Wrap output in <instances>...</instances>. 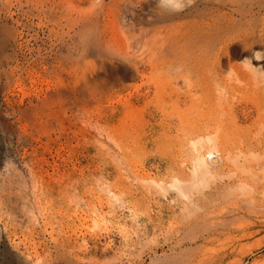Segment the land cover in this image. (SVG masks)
I'll return each mask as SVG.
<instances>
[{"label":"rangeland","instance_id":"374dc122","mask_svg":"<svg viewBox=\"0 0 264 264\" xmlns=\"http://www.w3.org/2000/svg\"><path fill=\"white\" fill-rule=\"evenodd\" d=\"M44 1L46 0H0V15H2L0 16L2 18L0 19V36L2 39V50H0V178L2 179L7 175L3 168V157L16 162L18 159H15V153L19 154L18 156H20L21 160L19 159L18 161L25 167V171L23 170L25 174L19 171V179L14 177V185L16 186L18 181H24L27 184L36 182L39 191L38 197L40 196L39 201L41 206L45 207L42 208L44 213L42 216L44 218H38L39 224L37 222L30 223L24 219L25 216L18 206L19 202L13 199L10 212L13 213L15 218L13 223L12 220L9 221L8 218H5L7 232L2 235L1 241L9 234L10 240L14 243L18 242L19 246L17 247H20L19 250L29 255L31 261L37 260L40 256L42 261L44 259L43 263L45 264L47 262H50V264H264V199L261 197L262 193H258L262 191L261 188L263 186L258 187L256 194L252 192L248 194V190L239 189L237 183L239 178L245 179L247 184L249 182V184L255 186H260L264 181L261 180L262 182L258 183L257 180L252 179L250 173L244 172L245 169H248L247 166H251L252 162H255L251 157L252 161L250 159V162L244 161L247 166H241L242 161L239 159L240 157L237 158L236 151L239 142L231 143L229 136L234 133L230 124H227L233 119V115L226 114V125L223 124L225 116H223L221 124H218L219 128L217 130L219 133H216V136H220V138H217L221 143L227 139L226 141L230 148L227 149L231 154L229 153L230 157L227 162L225 161V164H221V172L218 171L219 167L215 169L216 175H213V179L210 181L212 185H227L226 188H222V192L213 195L212 207L210 204L205 203L200 195L191 196L196 198H194L196 201L195 206L185 202L181 197L178 198L175 196V192L166 188L165 185L172 183L174 177H179L185 181L189 180L191 175L190 156L198 150L199 146L195 147L191 144L189 145V142L184 144L177 141L176 136H180L183 132L180 131L178 133L179 130L175 129L174 131L175 126H168L164 123V121L169 120L167 117L171 114H176V109L173 106H169L168 112L164 109V115L160 112V107L162 105L166 106L170 102L165 101L162 103L159 96L152 93L151 81L156 76L147 72L149 69L146 65L144 66L145 70L142 71L146 77H137L133 81L126 82L124 81L125 79L119 80L123 85L118 81H111L112 83H110L111 76L108 75V72L114 69V63H108V61L105 63L103 60L100 63L98 57H95L97 56L95 51H89L90 49L92 50V47L89 46V40L96 43L98 40L95 37L97 36L84 33L80 35H85L82 40L75 33V29L72 30L73 33L68 28L71 25L64 22L65 20L63 19L64 24L61 21L62 26L59 25V28L55 27L54 31L50 32V24L45 20V16H49V14L45 13L44 15L41 13L42 2L44 3ZM65 1H68L65 3L68 6L67 9L69 11L72 10V12H69L70 18L72 15L73 18L80 16V11L84 10V8H91L88 0H85V2L84 0ZM103 1L108 2L109 0ZM247 1H252V12H255L257 10L255 6L256 0ZM26 11L27 13H25ZM57 11L60 12V9H57ZM255 18L256 21H254ZM247 19L256 27L262 25L261 28L263 29L258 33L261 35L263 31L261 37L264 38V0L260 1L259 13L252 14ZM100 23L102 22L100 21ZM258 23H261V25ZM123 26L122 31L119 33V41L110 45H102L99 49L109 48L108 50L113 53L124 55L127 51L125 48L130 50V47L133 48V44L136 46V43H134L135 38L131 37L128 40L129 35L125 26ZM150 32L152 33V31H149L147 35L151 34ZM122 33L123 35L125 34L124 38ZM133 34L136 36L139 34L137 27H134ZM126 41H128L129 46ZM59 42L60 44H58ZM56 45L57 47H55ZM138 46L139 44L136 47L138 48ZM136 49L131 51H136ZM58 54H60V57ZM67 55L68 57H66ZM72 56L73 58L71 59ZM74 61H76L75 65L73 64L75 63ZM100 66L103 68L99 69V73L98 68ZM87 68L88 71L86 70ZM91 70H95L93 71L95 74ZM76 79L79 80L77 81ZM59 81L60 84H57ZM138 81H140L139 84ZM124 82L126 84L130 83L128 84L132 86L130 90ZM141 82L147 83L141 84ZM85 84L91 88L90 95L84 91ZM133 85H140L142 90L148 85L150 93L144 99L147 100L146 103H144V100L140 101L136 98L138 91L134 90L135 86ZM139 92L141 93V91ZM143 96L145 95L142 94ZM127 97L133 103L132 106L127 105L125 101ZM243 99V101L247 100L246 98ZM253 108L254 106L250 107L249 119L246 118L245 121L240 119V114H237L239 116V126L241 125L240 127L247 131L243 130L242 132L247 137L241 135L249 140L253 137H264V109L263 111H258L259 114H257L256 109L254 111ZM37 109L39 111L38 114ZM17 110H21V113L24 111L27 114L20 116L19 122L15 119V117L19 116ZM207 114L210 118L216 117V120L219 119L218 113L216 116L212 112ZM173 115L170 117H174L172 119L177 123L176 115ZM89 117L93 121H89ZM252 119L256 120L252 121ZM25 120L29 121L26 122ZM77 121L80 122L77 123ZM84 122L88 125L86 126ZM147 122L149 124H146ZM211 122L214 123L215 121L212 119ZM178 128L180 129L179 126ZM74 129L77 131L75 132ZM95 129L96 131H94ZM45 130L47 131L45 132ZM78 131L80 132L77 133ZM205 132L210 134L214 130L212 128L211 132ZM105 133H108L109 136H107L108 134L104 135ZM232 139L234 140L235 137H232ZM36 142H38L37 144L41 143L37 145ZM220 142L217 146L220 145ZM248 143L250 142L248 141ZM199 145L204 148L206 146V148H210L207 143ZM231 147H234L235 150ZM204 148L202 149L204 150ZM22 149L24 152H22ZM103 149L108 150V152ZM246 155L250 156L249 154ZM14 164L16 166L17 162ZM45 169L46 171H44ZM69 173L73 174L71 178ZM261 173L262 179L264 178V171ZM48 175L51 177H48ZM61 176L62 178H60ZM86 180L88 181L87 184L85 183ZM49 181L50 183H48ZM93 181L96 182V186ZM14 185L12 184L11 187H15ZM106 188L108 189L105 190ZM96 189L97 191H94ZM53 190L58 192L56 191V193ZM199 191L204 193L208 190L207 187L203 186L202 188L201 186ZM223 191L228 192L230 195ZM58 193L59 196H57ZM223 193L226 194L222 195ZM113 195L119 197V201H116ZM248 195L253 197L250 203H247ZM76 198L77 200H75ZM66 199L67 201H65ZM78 199L80 200L78 201ZM64 201L65 203L63 204ZM88 204L95 210L101 209L100 213L102 214L101 216L100 214L98 215L101 218L92 215L91 219L93 220L85 219L87 218L85 214L90 212L86 208ZM51 216L54 220H51ZM43 225L46 226V231H43L44 234L41 233ZM87 226L89 227L88 229ZM47 227L50 231H48ZM49 232L51 236L54 235V237L62 239V243L60 242L61 246L70 247V250H68L70 252L69 255L65 254L68 257H64L65 259L61 258L58 253L56 254L52 251L54 249L49 238ZM241 235L242 238L240 237ZM36 239L38 240L36 241ZM43 239L46 240L44 241ZM19 241L22 243L20 244ZM39 241L47 243L50 247ZM7 259L6 253L1 250L0 264H5L8 261Z\"/></svg>","mask_w":264,"mask_h":264},{"label":"bare ground","instance_id":"6f19581e","mask_svg":"<svg viewBox=\"0 0 264 264\" xmlns=\"http://www.w3.org/2000/svg\"><path fill=\"white\" fill-rule=\"evenodd\" d=\"M46 1H44V3L42 2L41 13H43L44 15H45V13L49 14V16H45L46 17L45 20L47 23L49 22V24H50V28L48 27L50 32L54 31L55 27L59 28V25L62 24L61 21L63 22V20H65L64 22L69 23L71 26H73V27L69 26L68 28L71 31L75 29L74 30V31H76L75 33L78 34L79 36L84 34V33H86V34L88 33V35L95 34L97 36V37H95V39L98 40V41H96V43H95V41L89 40V46L92 47V50L90 49L89 51L90 52L95 51V53L97 54V56H95V57H98L100 63L102 60L105 63L107 61H108V63L109 62L114 63V65H115L114 69L110 70L108 72V75L111 76L110 77V83H112L111 81H118L121 85H123L122 82H120L119 80L125 79L124 81L126 82V81H133L137 77L138 78L139 77L144 78L146 76L142 73V71L145 70L144 66H146V65L149 69V71H147V72L149 74H152L153 76H156V78L153 81H151L152 82V88H153L152 93L157 94L162 103L165 101L170 102L166 106L162 105L160 107V112H162V114L164 115V109H166V111L168 112V107L173 106L176 109L175 119L178 120L177 123L174 122L173 121L174 117H170L173 115V114H171L169 117H167V118H169V120L164 121V123L167 124L168 126H175L174 131H175V129L179 130L178 133H180V131L183 132L180 136H176L177 141H180L184 144L189 142V145L191 144L195 147L199 146L198 150L196 152H194L193 155L190 156L191 157V160H190L191 175L189 177V180L185 181L183 179H180L179 177H174L172 183L167 184L168 186L165 185L166 188H169V190H172L175 192V194H176L175 196H177L178 198L181 197L184 199L185 202L190 203L191 205L193 204V206H195V204H196L195 199L196 198L194 196L192 198L191 196L192 195H200L203 198V201L205 203L210 204V206H211V205H213L212 201L214 200V198H212V197H214L213 195L218 193V192H222L221 191L222 188H226L227 185L224 186V184L223 185H216V184L212 185V183H210V181H212V179H213L212 178L213 175H216L215 169L217 167H219L218 171H220V167L222 168L221 164H225V161L227 162V159L230 157V155H229L230 152L227 149V148H229V144H227V141H226L227 139L226 140L224 139L225 141H223L221 143L219 141V139L217 138V137L220 138V136H216L217 135L216 133H219L217 128H219V125L221 124L220 122H222L221 120H223V116H225L224 117L225 120H224L223 124L226 125V122H227L226 114L233 115V119L230 122H227L228 125L230 124L231 128L233 129V133H234L232 136H229V137H230L231 143L239 142V144L236 143L238 145L236 152H237V158L240 157L239 159L242 161L241 166L242 165L247 166V164H245L244 161L245 160L249 161L250 157L252 158L253 161H255V162H252L253 164L251 166H247L248 169L244 170L242 168V170H244V172L247 174L250 173L252 176V179L257 180L258 183L264 181V178L261 179V176H260V174H262L261 172L264 171V137H256V138L253 137L254 139L251 138L250 140L248 138H244L247 136H245V134H242L244 129H243V127H240L241 125L239 126V124H240L239 119H238L239 116L237 115V114H240L241 115L240 119L245 121L246 118H248V116L250 114V107L254 106L253 109H254V111L256 109L257 114H259L258 111H263V109H264V44H263L264 38L261 37L263 34L262 33L263 31L261 32V35L259 34L260 33L259 31L263 28H261L262 27L261 23H258L261 26L256 27L251 22H249L247 19L248 16H251L252 14H258L259 13L260 1H262V0H260V1L256 0L255 1V6L257 7V10L256 11L254 10L255 12H252V1H247V0H109L108 2H105L103 0H88L90 2L91 8H86V9L84 8V10L80 11V16H77L76 18H73V15L71 18L69 17V12H72V10L70 9L71 11H69V9H67L68 6H66L67 4L65 5V3H67L68 1L67 2L65 0H46ZM79 1H83V0H79ZM84 2H85V0H84ZM40 4H41V2H40ZM70 5H72V4H70ZM18 6H19V4H18ZM44 6H46L45 9H44ZM256 7H255V9H256ZM57 9H60V12L57 11ZM37 11H38V8H37ZM17 13H18V11H17ZM25 13H27V11ZM76 13H78V12H76ZM30 14H29V16H30ZM119 14H120V16H119ZM0 16H2V15H0ZM22 16H23V14H22ZM261 18H262V16H261ZM0 19H2V18H0ZM251 19L253 20V18H251ZM35 20H37V19H35ZM31 21H32V19H31ZM100 21L102 23H100ZM254 21H256V18L254 19ZM258 21H259V19H258ZM64 22H63V24H64ZM253 23H256V22H253ZM27 25H28V23H27ZM123 25L125 26L127 34L129 35L128 40H130L131 37L135 38L134 43H136V46L139 44L138 48L135 46V44H133L135 47L132 45L133 48L130 47L131 48L130 50H129V48H125V49H127V51L124 55L118 54L116 52L113 53L112 51L108 50L109 48L108 49H99L102 45L103 46L106 44L110 45V44H113L114 42L119 41V39H120L119 33L122 31L121 29H122ZM44 26H45V23H44ZM134 27H137V29L139 30V34L137 36L134 34L132 35V31L134 30ZM39 28H40V26H39ZM97 29H99V30H97ZM149 31H152V33L150 32L151 34L147 35V33ZM60 36H61V34H60ZM84 36H80L81 39ZM122 36L124 38L125 34L123 35V33H122ZM62 41H61V43H62ZM55 42H57V41H55ZM126 43H127V45L129 44L128 41H126ZM58 44H60V42ZM68 45H69V43H68ZM51 46H52V44H51ZM122 46H124V45H122ZM142 46H143V48H142ZM55 47H57V45ZM70 47H71V45H70ZM70 47L68 46L69 49H70ZM111 48H112V46H111ZM132 49H136V51H131ZM0 50H2L1 36H0ZM53 51H54V49H53ZM73 54H74V51H73ZM58 55L60 57V54H58ZM140 56H142V57H140ZM66 57H68V55ZM72 58H73V56L71 57V59ZM74 62L75 63H73V64L75 65L76 61H74ZM78 62L80 63V61H78ZM67 63H68V61H67ZM100 68L102 69L103 67L100 66L98 68L99 73L101 70ZM93 69H95V68H93ZM86 70L88 71V68ZM87 71H85V72H87ZM93 71H95V70H93ZM93 74H95V73L93 72ZM86 76H87V73H86ZM98 76L100 77V75H98ZM80 77H83V76H80ZM92 78H95V77H92ZM139 82L140 81H138V84H139ZM42 83L44 84V82H42ZM142 83H147V82H141V84ZM57 84H60V81ZM128 84H130V83L128 82ZM128 84H126V85H127L128 89L130 90V88L132 86L131 85L129 86ZM50 85H52V84H50ZM125 86H123V87H125ZM133 86H135L134 90L138 91L136 98H138L140 101L144 100L145 97L148 96V93H150L148 85L143 90L140 88L141 87L140 85H133ZM48 88H50V87L48 86ZM90 89H91L90 86L89 85L87 86L85 84L84 91H86V94H89V95L91 94ZM139 91H141V93ZM142 94H144L145 96L142 97ZM150 98H151V96H150ZM243 98H246L247 100L243 101L244 100ZM125 101H126L128 106L133 105V103L130 102L129 97L125 98ZM26 102H28V101H26ZM53 102H54V100H53ZM146 102H147V100H144V103H146ZM80 103H82V102H80ZM32 105L34 106V104H32ZM93 105H94V103H93ZM82 106H83V104H82ZM18 107H17V109H19ZM37 108H39V107H37ZM81 109H82V107H81ZM140 109H141V107H140ZM99 110H100V108H99ZM28 111H29V109H28ZM31 111H32V109H31ZM36 111L38 114V112H39L38 109ZM84 111H87V110H84ZM210 112H212L213 115H215V116L218 113L219 119L216 120V117L210 118L209 116H207L208 115L207 113H210ZM17 113L19 114V116H17V118L15 117V119L18 120V122L20 120V116L27 115L26 112H24V111H22V113H21V110H19V111L17 110ZM77 113H78V111H77ZM152 114H150V115H152ZM34 115H35V113H34ZM175 115H173V116H175ZM38 117H39V115H38ZM127 118H128V116H127ZM127 118H125V119H127ZM86 119H88V118H86ZM108 119H110V118L108 117ZM212 119L215 121L214 123L211 122ZM90 120H92V119H90V117H89V121ZM255 120L252 119V121H255ZM1 121H2V119H1ZM25 121L28 122L29 120L28 121L25 120ZM79 122L77 121V123H79ZM84 123L86 124V122H84ZM252 123H254V122H252ZM146 124H149V123L147 122ZM243 124L246 125L245 123H243ZM55 125H57V124H55ZM87 125L88 124H86V126ZM178 126L180 127V129L178 128ZM212 128H213L214 132L216 130L217 131L215 133L214 132L212 133L211 132ZM104 129H105V126H104ZM219 130L221 131V129H219ZM46 131L47 130H45V132ZM76 131L77 130H75V132ZM94 131H96V129ZM205 131H208L211 133L209 134ZM244 131L247 132L246 130H244ZM79 132L80 131H78L77 133H79ZM107 134L108 133H105L104 135H107ZM241 134L244 137H242ZM247 134H250V133H247ZM256 134H257V132H256ZM107 136H109V134ZM232 137H235V139L233 140ZM227 138H228V136H227ZM228 140H229V138H228ZM248 141L250 143H248ZM84 142H85V140H84ZM219 142H220V145L217 146V144H219ZM37 143L38 142H36V144ZM202 143L203 144L207 143V145L209 144L210 148L209 147L206 148L207 146L204 148L202 145H199ZM39 144H37V145H39ZM89 145H91V144H89ZM222 145H223V148H222ZM31 146H32V144H31ZM95 147L97 148V146H95ZM202 148H204V150ZM231 148L234 149V147H231ZM9 149H11V148H9ZM29 149H31V148H29ZM193 149H194V147H193ZM244 149L246 150L245 152H244ZM103 150H105V149H103ZM190 150H192V149H190ZM226 151H228V153H226ZM22 152H24V150ZM106 152H108V150ZM246 154H249L250 156H247ZM18 155L19 154L15 153V159L16 160L20 159L19 158L20 156H18ZM3 158H4L3 168L7 172V173H5L7 175L4 176L2 179L0 178V251L2 250L7 255L8 261H6L5 264H45V263H43L44 259L42 261L40 259V256L38 257V259H40V260L34 259V261H31L29 255H26L23 253L24 251L21 252L19 250L20 247H17V246H19V243L18 242L14 243V242H12V240H10L9 234L5 236L3 241H1L2 235L5 234V232H7V230H6L7 222H5V220L8 218V220L9 221L12 220V223H13V220L15 218V216H13V213L10 212L12 209L11 202L13 199H16V201L19 202L18 206L25 216L24 219H26L27 222H30V223L31 222H37L38 223V218H44L42 216L44 214L42 208H45V207L41 206V202L39 201L40 196L38 197L39 191L37 189L38 185L36 182H32V183L27 184L24 181H18L16 186L14 185V177H17L19 179V176H20L19 171H21L22 173H24V171H25L24 170L25 167L23 165H21V163H19L20 161L17 160L16 161L17 165L15 166L14 163H16V162H12L11 159H9V158H5V157H3ZM88 158H90V157H88ZM237 158H235V159H237ZM235 162H233V163H235ZM46 168H48V167H46ZM254 170H255V172H254ZM44 171H46V169ZM63 171H65V170H63ZM230 171H231V169H230ZM223 172H225V171H223ZM64 173H66V172H64ZM88 173L90 174V172H88ZM69 174H71V175H69ZM69 174L68 175L71 178V176L73 174L72 173H69ZM65 175L66 174H64V176ZM27 176H29V175H27ZM49 176L50 175H48V177ZM66 177H67V175H66ZM87 177H88V175H87ZM60 178H62V176ZM51 179H53V178H51ZM54 179H56V178L54 177ZM228 179H230V178H228ZM67 180H69V179H67ZM79 180H80V178H79ZM103 180H105V179H103ZM245 181H246L245 179L239 178V181H237V183L239 185V187H238L239 189L242 188V190L243 189L248 190L247 192L249 194V192L255 193L256 190L258 189V187L263 186L261 188L262 191H259L258 193H262L261 197L264 199V184H263L264 182H262L260 186H258V185L255 186V185L249 184V182L247 184ZM87 182L88 181L86 180L85 183L87 184ZM233 182H235V181H233ZM48 183H50V181ZM52 183H54V181H52ZM63 183H64V181H63ZM95 183L96 182H94V185H95ZM12 184L15 187H11ZM154 184H157V183H154ZM157 185H159V184H157ZM201 186H202V188H203V186L205 188L207 187L208 191L204 192V193H203V191H199V187L201 188ZM108 188H106L105 190H107ZM94 189H95V187H94ZM97 189L94 191H97ZM86 190H87V188H86ZM227 190L230 191L229 189H227ZM53 191H55V190H53ZM74 191H73V194H74ZM42 192L44 193V191H42ZM71 192H72V190H71ZM223 192H226V191H223ZM59 193L57 196H59ZM226 193H227V195H230V194H228V192H226ZM226 193H223L222 195H225ZM51 194H52V192H51ZM250 195H248L249 198H248L247 203H250L253 200V197H251ZM43 196H44V194H43ZM113 196H114V199L116 201H119V197H117L115 195H113ZM243 196H245V195H243ZM60 197H62V196H60ZM104 197H105V195H104ZM216 197H218V196H216ZM71 198H72V196H71ZM80 199H78V201ZM228 199H229V197H228ZM75 200H77V198ZM88 200H90V199H88ZM65 201H67V199ZM65 201L63 202V204L65 203ZM71 203L73 204V202H71ZM77 203H79V202H77ZM82 203L83 202L81 200V204ZM187 203H185V204H187ZM68 204H69V201H68ZM100 204H98V205H100ZM86 208L88 209L87 211H90V212L88 214L87 213L85 214V216H87V218H85V219L90 220L92 218V215H94L95 217L97 216L98 218H101L98 216L99 214H100V216L102 214V213H100L101 209L99 210V208H98L95 210L89 204H88V206H86ZM94 208H97V207H94ZM57 209H59V208H57ZM208 211H207V213H208ZM46 218H47V216H46ZM52 219L54 220V218H52V216H51V220ZM26 220H24V221H26ZM91 220H93V219H91ZM95 222H93V223H95ZM89 225H90V223H89ZM103 225H104V223H103ZM45 227L46 226L43 225L42 230H41L42 234H44V232L46 231ZM101 227L103 228V226H101ZM40 228H41V226H40ZM88 228L89 227L87 226V229ZM39 231H40V229H39ZM48 231H50V229ZM52 231L54 232V230H52ZM31 232H34V231H31ZM53 232H51V233H53ZM54 233H56V232H54ZM49 235H50V232H49ZM12 236H14V235H12ZM240 237L242 238V235ZM49 238H50L51 243L53 244V245L51 244L53 249H54L52 251H54V253H56V254L58 253L59 257H61V258L62 257L63 258L68 257L66 255H69L70 252L68 250H70L69 249L70 247L65 248L63 245L61 246L60 242L62 241V239H60L59 237H54V235L53 236L50 235ZM70 238H71V236H70ZM37 240L38 239H36V241ZM40 240H41V238H40ZM43 240L45 241L46 239H43ZM19 242H20V244L22 243L21 241H19ZM42 243H44V242H42ZM65 243H66V241H65ZM44 244H47V243H44ZM20 246H22V245H20ZM44 248H45V246H44ZM44 248H43V250H44ZM43 250H42V252H43ZM29 251H30V249H29ZM45 251H46V248H45ZM51 257L53 258V256H51ZM50 261H51V259H50ZM47 264H50V262H47Z\"/></svg>","mask_w":264,"mask_h":264}]
</instances>
